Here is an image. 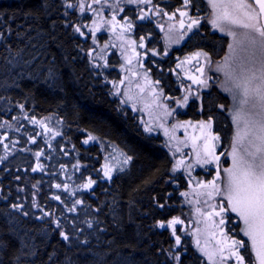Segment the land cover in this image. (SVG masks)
Returning a JSON list of instances; mask_svg holds the SVG:
<instances>
[{"label": "trees", "instance_id": "16d2710c", "mask_svg": "<svg viewBox=\"0 0 264 264\" xmlns=\"http://www.w3.org/2000/svg\"><path fill=\"white\" fill-rule=\"evenodd\" d=\"M92 1L0 0V264H207L180 228L159 227L186 211L188 181L162 136L113 93L116 57L110 68L92 58L89 4L80 11ZM204 41L218 60L231 44L214 33ZM227 97L216 90L195 114H214L222 168L235 135ZM108 145L131 157L111 178Z\"/></svg>", "mask_w": 264, "mask_h": 264}, {"label": "rangeland", "instance_id": "374dc122", "mask_svg": "<svg viewBox=\"0 0 264 264\" xmlns=\"http://www.w3.org/2000/svg\"><path fill=\"white\" fill-rule=\"evenodd\" d=\"M86 4L90 6L87 9L90 18L84 22L87 32L85 34L95 37V39L92 38L94 40H92V58L97 62H101L99 66L110 68L111 65L108 60L111 56L116 57L122 73L119 79L110 81L112 90L124 105L136 113L139 123L145 132L162 136L165 146L173 155L174 172L184 174L187 178L188 188L184 193V203L187 209L182 216L176 217L178 220L183 221V224L178 223L175 226V230L180 228L183 235L190 237L194 247L205 258L207 264H235L233 259L221 261L218 251L221 247H224V244L220 235V228L216 226L220 217H210L208 215L209 212L213 211L211 205H216L215 211H219V205L224 197L215 194L209 197L207 193L211 189L203 186L215 179L216 185L221 191L225 187L227 173L224 171L226 167L222 168L225 156L222 147H220L222 145L221 139L219 141H212L216 145L215 155L219 156V160L211 164L198 163V153L201 159L204 158V136L209 132V129L205 128L202 135L200 125L202 122L206 123L210 119L198 118L196 120H187L178 117V107H181L179 109L183 110L187 106L183 102L185 96L177 99L178 102L174 105L173 100L165 97L160 91L159 84L151 80L142 68L144 58H140L137 53L143 51L144 40L138 39L133 35L132 26L130 29L128 28V24L132 25V20L126 15V11L128 9H136V13L140 17L147 13V3L137 2L130 4L127 3V0H118V3L117 0H106V2L105 0H100V3L92 1V3H85L84 6ZM209 6L211 23L217 10L213 9L210 3ZM90 8L95 9V12L91 11ZM120 9H123V11ZM113 16H115V20H113ZM121 25L124 27H121ZM210 25L222 37H227L228 42L230 40V43L235 47V52H230L228 49L223 59L218 60L213 58L212 63L208 64L209 70L215 71V78L217 79L215 80L216 89L223 92L226 97L228 96L227 99H229L230 105L228 108L226 107V110H228L232 118V113L240 108L241 90L235 87L237 80L229 79L225 75V72H231L234 77L246 75L243 70L253 66L250 62L253 60V55L257 62L256 67H259L258 61L261 59V53L257 50L253 54V50L248 48L246 44H237V42L244 40V32L246 30L235 26H228L237 33L236 40L234 41L233 37L228 35L227 28L224 32H221L212 23ZM226 57H229L227 62L225 60ZM226 63L229 67H224ZM95 64L97 65V63ZM218 66L223 70H217ZM226 88H232L233 91H226ZM203 89L205 88H201L199 93ZM233 93L236 95L235 99H233ZM223 109L225 110L224 105ZM244 109L246 112L249 111L250 105H245ZM148 128H151V131H148ZM210 131L212 135H218L214 124H212ZM107 148L105 150L106 158L102 165L103 175L105 176L104 173L107 170L110 171L112 176L124 167L127 157L115 150L111 145H108ZM230 163V166H227L228 168L233 167L232 161ZM65 171L64 166L59 168V172ZM217 171H219L218 179ZM68 181V186H70L73 182L72 174L69 175ZM224 206L227 207L226 202ZM224 218L226 220L224 231L235 239H243L247 245L248 238L243 236L239 231L242 223L237 218V214L228 213ZM168 228L173 232L172 226L168 225ZM197 241H199V245H197ZM201 248L209 253H214L213 259L209 260L205 253L201 251ZM240 251L245 256V264H250L246 250L241 249ZM224 255L227 256V250H225Z\"/></svg>", "mask_w": 264, "mask_h": 264}, {"label": "snow or ice", "instance_id": "6c2138e0", "mask_svg": "<svg viewBox=\"0 0 264 264\" xmlns=\"http://www.w3.org/2000/svg\"><path fill=\"white\" fill-rule=\"evenodd\" d=\"M95 3H100V0H94ZM106 2V0H105ZM151 3V0H127V3ZM118 3V0H117ZM190 0H183V4L187 6ZM213 9L217 11L214 13V18L211 23L218 28L221 32H224L227 28L228 35L236 40L237 33L228 26H235L240 29L246 30L244 32V40L237 42V44H246V46L255 51L261 53V59L258 61L259 67H256V61L253 55L252 67L246 68L243 71L246 75L242 77H234L231 72H225V75L229 79H235V87L241 90L240 108L236 109L232 113V119L235 124V135L233 142L231 143V158L233 167L226 168L224 171L227 173V181L223 191L216 185L215 179L210 181L207 185H203L211 189L207 193L209 197L215 195H222L224 199L219 205V211H215L216 205H211L213 211L208 215L220 217L217 227L220 228V235L224 247H221L218 251L221 261L233 259L235 264H245V256L241 254V249H245L249 255L250 264H264V0H209ZM72 7V5H69ZM90 7V6H89ZM84 5L80 4V11L83 12ZM95 12V9H91ZM123 11V9H120ZM157 9V14H159ZM179 11V9H177ZM175 15V13H173ZM181 16L187 15L186 12H180ZM147 14L141 15L140 19H145ZM115 20V16H113ZM95 23V22H93ZM199 21L193 20L188 26V30L191 31L192 24H198ZM183 25V21H181ZM121 27H124L121 25ZM128 28H131V24H128ZM98 30V29H96ZM76 31H80L79 28ZM83 34V33H81ZM95 39V37H93ZM230 52H235L234 45H229ZM205 56L208 59L206 53H196L195 56ZM229 57H226L227 60ZM224 67H229L226 63ZM217 70H223L220 66ZM201 74L203 69H199ZM195 83L207 84L206 80H198L195 77L192 78ZM226 91L232 92V88H226ZM236 98L233 93V99ZM184 103L187 102V96L184 97ZM250 105V110L245 111L244 106ZM23 108V105H20ZM223 108V105L220 106ZM33 123H38L34 118ZM42 123V122H40ZM212 121L202 122L200 125L202 135L205 128L209 129V132L204 136V158L201 159L199 153L197 154V162L202 164H211L214 161L219 160V156L215 155L216 145L212 141H219L218 135L211 134ZM151 131V128L147 129ZM89 139H96L90 136ZM87 143L88 141H84ZM42 153H37V156ZM131 157H127L125 163L130 160ZM181 163H183L181 161ZM37 168H41V165H37ZM37 169L34 168L33 171ZM105 176L111 178L110 171H105ZM219 178V171H217V179ZM95 181L89 180L87 183L81 185L83 188H91ZM60 187L59 184L56 185ZM67 189V185H65ZM73 195L75 193L73 192ZM55 199L59 200L60 197L56 196ZM225 202L227 207H225ZM82 203V201H76L73 208L69 211L75 210V204ZM14 208L20 207L19 205H13ZM161 207H163L161 205ZM228 213H236L237 218L241 221L242 227H240V233L248 238V244H245L243 239H235L229 236L224 231L226 225L225 215ZM27 215V213H24ZM183 224V221L173 218L168 221V225L172 226L173 233H175V226L177 224ZM215 223V222H214ZM159 227H166L164 222H160ZM65 239L68 237L65 235ZM176 245L180 244V236L175 237ZM219 243V241H218ZM199 245V241H197ZM227 250V256L224 255ZM201 251L205 253L209 260L213 259L214 253H209L205 249L201 248ZM179 259V257H174Z\"/></svg>", "mask_w": 264, "mask_h": 264}, {"label": "flooded vegetation", "instance_id": "af4514ba", "mask_svg": "<svg viewBox=\"0 0 264 264\" xmlns=\"http://www.w3.org/2000/svg\"><path fill=\"white\" fill-rule=\"evenodd\" d=\"M157 9L160 10L159 14ZM136 12V9H128L126 15L132 20L133 35L144 40L143 51L137 53L140 58H144L142 68L151 80L159 84L165 97L173 100L174 105L177 104V99L187 96V106L183 110L178 107V117L198 119L195 114H203L198 108L217 90L215 71L209 70L208 64L212 63L215 58L213 55L218 49L215 46L206 48L204 39L213 33L222 37L210 25L208 0H190L187 6L183 4V0H151V3H147L145 19L140 20ZM180 12H186L187 15L181 16ZM193 20L199 23L192 24L189 31L188 26ZM138 29L140 33L136 35ZM196 53H206L208 59L203 55L196 57ZM199 69H203L202 74ZM121 73L120 69V75ZM193 77L206 80L207 84L195 83ZM201 88L205 89L199 93ZM193 107L196 108L195 111L192 110ZM208 114L207 118L214 124V114ZM164 223V228H168V221Z\"/></svg>", "mask_w": 264, "mask_h": 264}]
</instances>
